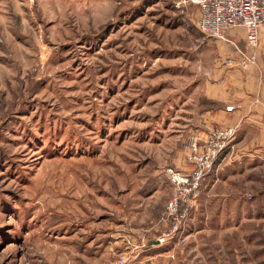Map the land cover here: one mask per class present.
Instances as JSON below:
<instances>
[{
    "label": "rangeland",
    "instance_id": "rangeland-1",
    "mask_svg": "<svg viewBox=\"0 0 264 264\" xmlns=\"http://www.w3.org/2000/svg\"><path fill=\"white\" fill-rule=\"evenodd\" d=\"M200 13L198 0H0V264L203 263L180 231L158 249L132 239L151 242L176 189L166 169L192 168L189 142L238 129L209 123L204 93L221 64L240 66L246 30L208 37ZM226 153L206 182L215 264H264L253 223V247L229 253Z\"/></svg>",
    "mask_w": 264,
    "mask_h": 264
},
{
    "label": "crops",
    "instance_id": "crops-1",
    "mask_svg": "<svg viewBox=\"0 0 264 264\" xmlns=\"http://www.w3.org/2000/svg\"><path fill=\"white\" fill-rule=\"evenodd\" d=\"M241 34L245 35V30L241 27L230 32V36L234 37ZM238 57L234 56L233 60L236 61ZM225 59L227 58L224 57L223 62ZM204 95L216 103L215 110L209 116V123L212 126L233 125L238 128L232 148L227 150L225 162L220 163L218 167V170L219 168L225 170L223 180L230 197L227 207L232 213L230 215L232 222L228 226L227 234L230 238L232 237V242L228 250L233 258H237L245 256V250L253 247H250L252 233L251 228L246 227L247 224L258 225L257 240L262 239L258 245L264 248V26L257 48V62L246 68L238 65L227 68L221 64ZM229 105H233L234 108L227 110ZM210 172L204 178V183L202 182L201 195L196 200L195 207L189 210L190 212L188 211L187 220L182 226L180 231L182 234L179 237L182 250H192L193 255H189L191 260L193 257L198 261L202 258V264H215L219 256L211 215L206 212V204L210 203L211 206H215L217 202L219 203L218 199L215 200L218 193L216 196L212 194V197L209 195V188L213 190L212 185L206 183L213 176ZM214 179L215 177L213 181ZM245 195L255 198V201L248 203ZM251 210L257 215L252 216ZM165 212L166 210L163 209L161 216L148 224L147 228L156 233L152 232L153 238L149 239L150 243L144 244V237L139 234L136 235H139L141 240L132 235L133 241L138 245L141 244L136 252L160 247L155 237L161 234L162 228H166L160 220ZM114 240L115 238L110 237L105 239V247L112 244Z\"/></svg>",
    "mask_w": 264,
    "mask_h": 264
},
{
    "label": "built area",
    "instance_id": "built-area-1",
    "mask_svg": "<svg viewBox=\"0 0 264 264\" xmlns=\"http://www.w3.org/2000/svg\"><path fill=\"white\" fill-rule=\"evenodd\" d=\"M201 13L198 18L199 30L208 37L227 40V32L237 27L246 30V50L238 48L241 59L239 65L246 68L257 61V48L264 26V0H198ZM228 58L226 63L232 64ZM233 106H228L231 110ZM236 127L220 128L211 131L204 139L203 146L195 138L189 142L192 156L189 157L192 168L182 173L173 167L166 169V175L176 186L174 195L167 205L163 222L172 221L171 229L160 237L159 244H164L182 230L188 210L200 195L201 185L207 174L213 169L221 154L232 148ZM167 223V224H168ZM120 264L126 259L121 258Z\"/></svg>",
    "mask_w": 264,
    "mask_h": 264
}]
</instances>
